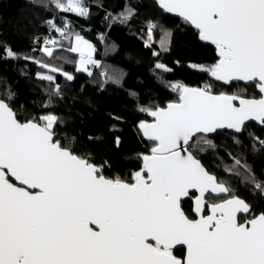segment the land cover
I'll return each instance as SVG.
<instances>
[{
  "label": "snow or ice",
  "instance_id": "6c2138e0",
  "mask_svg": "<svg viewBox=\"0 0 264 264\" xmlns=\"http://www.w3.org/2000/svg\"><path fill=\"white\" fill-rule=\"evenodd\" d=\"M158 3L215 46L219 59L201 71L224 85L246 82L260 98L215 94L211 85H172L177 102L140 109L153 118L139 125L152 147L132 182L106 178L102 167L62 145L56 115L21 122L0 100V264H264V213L240 222L241 214L251 213L250 205L209 173L192 151L201 145L215 148L208 134L228 130L239 144L246 122L264 126V0ZM54 6L89 15L84 0H55ZM132 15L134 10L126 8L119 18ZM47 23L69 41L67 51L79 54L77 71L91 76L87 66L97 63L94 47L67 22ZM155 27L149 24V37ZM42 43L39 51L47 57L63 49V40L51 35ZM161 47L166 50L164 40ZM5 52L16 58L10 49ZM34 62L73 79L43 60ZM156 68L170 71L159 63ZM37 76L60 94L53 75ZM253 139L264 148V140ZM232 159L225 171L264 195V181L257 180L246 160ZM185 200L192 201L195 218L185 212ZM177 246L184 248L182 258L174 255Z\"/></svg>",
  "mask_w": 264,
  "mask_h": 264
},
{
  "label": "trees",
  "instance_id": "16d2710c",
  "mask_svg": "<svg viewBox=\"0 0 264 264\" xmlns=\"http://www.w3.org/2000/svg\"><path fill=\"white\" fill-rule=\"evenodd\" d=\"M84 2L89 9L86 17L60 12L54 6L55 0H0V100L9 104L21 122L56 115L60 121L56 138L75 155L102 167L106 178L132 182V174L142 168V156L150 154L152 144L139 130L142 121H151L140 109L177 102L178 92L172 85H211L215 94L260 97L254 86L238 82L224 85L201 71L219 59L215 46L201 41L198 32L188 25L164 14L155 2ZM126 8L133 9L134 15L120 19ZM49 20L58 26L67 22L73 33L94 47L97 69L89 70L91 76L77 71L78 55L67 51L69 41L49 28ZM149 24L156 26L151 37ZM165 33L170 35L165 37ZM49 35L63 40V49L57 48L53 57L39 51ZM162 40L166 50L161 47ZM6 49L16 58L8 57ZM39 60L71 74L73 79L69 81L65 75L39 67L34 62ZM158 63L170 71L157 69ZM38 73L53 75L60 94L55 95L54 86L39 79ZM253 137L264 140V126L247 124L239 144L234 143L231 132L225 131L209 138L215 148L201 145L192 149L209 173L250 205L251 213L240 217V222L264 213V195L242 182L241 176L226 172L225 166L233 163L232 157H240L257 180L264 181V148ZM191 206L190 200L183 203L185 212L193 218Z\"/></svg>",
  "mask_w": 264,
  "mask_h": 264
},
{
  "label": "water",
  "instance_id": "95a60500",
  "mask_svg": "<svg viewBox=\"0 0 264 264\" xmlns=\"http://www.w3.org/2000/svg\"><path fill=\"white\" fill-rule=\"evenodd\" d=\"M149 1H152L153 3L155 2L157 5H158V7H159V3H158V0H149ZM159 9H160V11H162L164 14L166 13L167 15H169L170 17H172V18H174V19H177V20H179V21H181V22H183L186 26L188 25L191 29H193L194 31H197L193 26H191L190 24H188V23H186V22H184L183 21V19L182 18H180L179 16H177V15H175L174 13H168V12H166V11H164L162 8H160L159 7ZM198 32V31H197ZM203 42H205V41H203ZM205 43H207L208 45H210L211 43H209V42H205ZM212 45V44H211ZM217 52V51H216ZM219 58V57H218ZM214 79V78H213ZM219 83H221V82H219ZM238 83H241V84H245V85H249V84H247L246 82H238ZM222 84V83H221ZM257 93H259L258 92V89H257ZM260 95V94H259ZM260 98V97H259ZM259 98H256V99H259ZM236 103L238 104V101H236ZM150 120L151 121H149V123H151L152 122V120H153V118L150 116ZM247 124H254V125H259L256 121H248V122H246ZM139 130L141 131V133H142V137L144 138V139H146L144 136H143V132H142V130L139 128ZM230 132V131H228V130H224V131H218V132ZM214 136V133L213 134H208V138H212ZM147 140V139H146ZM142 166H143V161H142ZM186 201V200H185ZM184 201V202H185ZM190 202H191V204H192V201L190 200ZM192 215L194 216V214L192 213ZM243 216H245V214H241L240 215V217H243ZM195 218V217H194ZM242 223H244V222H242ZM177 249H182V250H184V248H183V246H177V248L174 250V251H176Z\"/></svg>",
  "mask_w": 264,
  "mask_h": 264
},
{
  "label": "flooded vegetation",
  "instance_id": "af4514ba",
  "mask_svg": "<svg viewBox=\"0 0 264 264\" xmlns=\"http://www.w3.org/2000/svg\"><path fill=\"white\" fill-rule=\"evenodd\" d=\"M191 208H192V206H191ZM190 213H191V215H192V212L190 211ZM192 217L194 218V216L192 215ZM180 253H183V256H184V250H182V249H177L176 251H174V255H176L177 257H179L178 255L180 254ZM182 256V257H183ZM181 257V258H182Z\"/></svg>",
  "mask_w": 264,
  "mask_h": 264
},
{
  "label": "rangeland",
  "instance_id": "374dc122",
  "mask_svg": "<svg viewBox=\"0 0 264 264\" xmlns=\"http://www.w3.org/2000/svg\"><path fill=\"white\" fill-rule=\"evenodd\" d=\"M94 53V52H93ZM77 55H78V58H79V54L78 53H76ZM92 58H94L93 57V54H92ZM79 62V61H78ZM93 66L94 65H90V67H89V69L88 70H91V71H95L96 70V68H93ZM77 67H78V64H77V66H76V69H77ZM88 67V66H87ZM79 72H81V71H79Z\"/></svg>",
  "mask_w": 264,
  "mask_h": 264
},
{
  "label": "built area",
  "instance_id": "2783aa9c",
  "mask_svg": "<svg viewBox=\"0 0 264 264\" xmlns=\"http://www.w3.org/2000/svg\"><path fill=\"white\" fill-rule=\"evenodd\" d=\"M92 65H94L93 68H96L97 69V65L96 64H92Z\"/></svg>",
  "mask_w": 264,
  "mask_h": 264
},
{
  "label": "bare ground",
  "instance_id": "6f19581e",
  "mask_svg": "<svg viewBox=\"0 0 264 264\" xmlns=\"http://www.w3.org/2000/svg\"><path fill=\"white\" fill-rule=\"evenodd\" d=\"M92 65V64H91ZM90 67V65L88 66V68ZM245 222V221H244Z\"/></svg>",
  "mask_w": 264,
  "mask_h": 264
},
{
  "label": "crops",
  "instance_id": "0c3cea01",
  "mask_svg": "<svg viewBox=\"0 0 264 264\" xmlns=\"http://www.w3.org/2000/svg\"><path fill=\"white\" fill-rule=\"evenodd\" d=\"M73 43H74V41H73ZM90 64H88V66H89Z\"/></svg>",
  "mask_w": 264,
  "mask_h": 264
}]
</instances>
